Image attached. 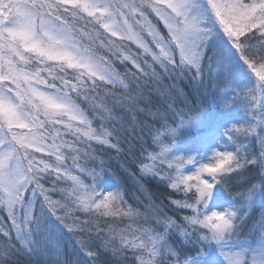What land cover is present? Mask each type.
Here are the masks:
<instances>
[{
  "label": "snow or ice",
  "instance_id": "1",
  "mask_svg": "<svg viewBox=\"0 0 264 264\" xmlns=\"http://www.w3.org/2000/svg\"><path fill=\"white\" fill-rule=\"evenodd\" d=\"M0 212V264H264V0H0Z\"/></svg>",
  "mask_w": 264,
  "mask_h": 264
},
{
  "label": "trees",
  "instance_id": "2",
  "mask_svg": "<svg viewBox=\"0 0 264 264\" xmlns=\"http://www.w3.org/2000/svg\"><path fill=\"white\" fill-rule=\"evenodd\" d=\"M186 81L182 84V86L186 85ZM258 97H259V93H257ZM94 147L96 148H100V146H96L94 145ZM104 152V158L107 159L108 155H114V153H110L108 152V150H103ZM99 155V153H98ZM113 168L116 167V161L112 160L111 161ZM123 176V174H121ZM125 180L126 185L129 187V189H131V184L132 181L127 178L126 176L123 177ZM149 188L152 190L154 198L156 199L157 203H159L160 201H163L165 205H167L168 207H166V211H169V214H173V206L169 204V201L167 199V197L169 195H172L174 198L180 199L182 198V194H176V193H171L165 185L162 184H154L153 182L149 181ZM240 191V187H234L233 188V192H237ZM141 199H143V197H141ZM130 203H133L132 200H129ZM183 214H190L187 210H181V212L178 213L179 215H183ZM0 217H5V214L0 212Z\"/></svg>",
  "mask_w": 264,
  "mask_h": 264
}]
</instances>
